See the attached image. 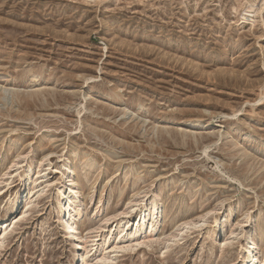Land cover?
Listing matches in <instances>:
<instances>
[{"label": "rangeland", "instance_id": "obj_1", "mask_svg": "<svg viewBox=\"0 0 264 264\" xmlns=\"http://www.w3.org/2000/svg\"><path fill=\"white\" fill-rule=\"evenodd\" d=\"M234 2L0 0V85L19 92L0 97V187L25 153L6 176L29 174L23 205L58 175L56 156L47 176L32 165L42 150L76 148L78 229L98 235L87 263L243 264L242 243L264 236V26L234 23ZM135 192L164 220L137 247L103 245L109 227L89 232ZM53 199L54 186L19 219L0 264H78Z\"/></svg>", "mask_w": 264, "mask_h": 264}, {"label": "bare ground", "instance_id": "obj_2", "mask_svg": "<svg viewBox=\"0 0 264 264\" xmlns=\"http://www.w3.org/2000/svg\"><path fill=\"white\" fill-rule=\"evenodd\" d=\"M231 9L232 12L237 16V19L234 20V23L255 26L256 23L261 22L264 26V0H235ZM247 15H250L251 17H248ZM120 27V30H125L126 28L124 26ZM110 28L111 23H105V29ZM18 95L19 92L18 90L14 89V87L0 85V97L2 100L8 101L10 97L13 98L14 96ZM46 140H48L47 135H41L40 142H45ZM76 150V148H72L63 151L60 154L52 149L42 150L39 157L32 165H35L40 169L38 174L47 176L52 172V166H48L49 163L46 162L52 161V158L56 156L60 163L58 175L53 179H43L40 184L30 186L23 205L20 201V193H22L21 191L26 185L29 174L19 176L15 185H13L15 181H10V178L7 179L6 176L12 174L10 171L12 168H20L22 163L20 158L24 157L25 153L19 152L6 167L1 177V180L5 185L0 187V197L3 194V188L7 187L9 194L3 195V199L1 201V204H4V208H6V210L3 212L4 214H0V252L3 248H5L6 240L10 233L19 234L21 232V228L17 227L19 219H26L32 207L37 204V201H39V199H41V197L45 195L51 187L54 186L55 199H53L52 204H55V207L58 210V219L64 229V238L67 241L77 240L75 245L78 249L75 248L74 256H77L76 260L78 261V264H89L87 263V253L90 251V249H87L88 251H86V243L91 242L92 240L90 239L96 241L97 239L94 237L98 235H90L88 240L85 239L82 241L83 235L78 229V223L81 221L84 207L80 202L82 192L80 189L79 179L75 174V169L77 168V161L75 160V158H77ZM78 162L82 164L81 166L83 168L87 166L85 164L87 163V160L85 159H78ZM108 179L110 182L111 176ZM92 192L90 191L88 194L90 202L93 201ZM141 193H133L120 211L107 215L103 220V222L105 221L104 225L96 227L89 233H97V231L100 230L102 226L103 228L109 227L106 229V234L103 236V245H107L112 237H114L117 241L128 238L133 242V244L132 242L130 244L131 248L141 245V242H139L138 238L142 237L147 232H150L151 236L154 235L159 224L164 220V216L159 212L158 208L160 204L159 199H157V197L148 199L146 198V194L141 195ZM52 197H54V195ZM20 204L22 205V208ZM99 207L100 206H97L96 210L100 209ZM23 208L24 210L22 211ZM18 211H20V213H17ZM211 211L212 210L208 211L206 215ZM250 211L251 209H247L246 213L248 214ZM132 217L134 218L132 219ZM185 223L189 224L190 222ZM263 237V235H258L255 238L247 237L244 243H242L241 254L244 262L243 264H258V262L261 260L260 252L263 248ZM225 241H227V239H224L223 242ZM114 248L122 250L126 249L125 247L117 244L114 246ZM102 260H105V258H102Z\"/></svg>", "mask_w": 264, "mask_h": 264}, {"label": "built area", "instance_id": "obj_3", "mask_svg": "<svg viewBox=\"0 0 264 264\" xmlns=\"http://www.w3.org/2000/svg\"><path fill=\"white\" fill-rule=\"evenodd\" d=\"M248 17H251L250 15H247Z\"/></svg>", "mask_w": 264, "mask_h": 264}]
</instances>
